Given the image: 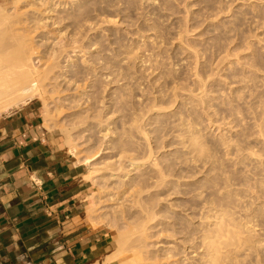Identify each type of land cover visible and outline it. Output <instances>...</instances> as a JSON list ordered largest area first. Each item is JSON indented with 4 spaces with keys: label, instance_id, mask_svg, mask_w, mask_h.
Wrapping results in <instances>:
<instances>
[{
    "label": "rangeland",
    "instance_id": "obj_1",
    "mask_svg": "<svg viewBox=\"0 0 264 264\" xmlns=\"http://www.w3.org/2000/svg\"><path fill=\"white\" fill-rule=\"evenodd\" d=\"M0 6L47 74L43 98L19 92L99 173L83 218L113 231L108 260L146 243V264H264V0Z\"/></svg>",
    "mask_w": 264,
    "mask_h": 264
},
{
    "label": "crops",
    "instance_id": "obj_2",
    "mask_svg": "<svg viewBox=\"0 0 264 264\" xmlns=\"http://www.w3.org/2000/svg\"><path fill=\"white\" fill-rule=\"evenodd\" d=\"M87 165L37 104L0 117V264L114 263L113 231L83 218Z\"/></svg>",
    "mask_w": 264,
    "mask_h": 264
},
{
    "label": "bare ground",
    "instance_id": "obj_3",
    "mask_svg": "<svg viewBox=\"0 0 264 264\" xmlns=\"http://www.w3.org/2000/svg\"><path fill=\"white\" fill-rule=\"evenodd\" d=\"M1 11L2 10H0V13ZM3 16L4 18H2V16L0 15V30L2 29L6 31V29H3L2 26L4 22H8V19H6L7 21H4L8 16ZM2 21H4L3 24ZM2 30L1 33H4V31L2 32ZM11 31L14 32L13 29ZM8 32H10V30ZM13 32L11 37L12 41L14 42L10 40L11 37H9L8 34L5 36L6 39L0 37V110L4 109L8 112V114L14 113L18 109L23 108L24 106L30 104L35 100L32 95H21L22 93L19 92V86L21 84L31 83L34 87L40 89L41 93L39 97L43 98L42 87L44 86L42 83L47 78V74L40 70V60L42 59V56L37 55V51L31 43L33 41L29 42L31 39L29 40L28 38H26V36H24L23 34L21 35L20 33L15 34L14 32L13 35ZM13 37H15V40H13ZM7 38H9L10 42ZM56 42L60 43L59 40ZM57 45L59 46V44ZM77 51H79V47L73 46L70 52L76 54ZM56 56L57 51L53 50V59ZM92 161L93 160H87V163L92 164ZM90 174H88L87 176L89 179H94L95 177H97V175H99V173L94 175L91 172ZM153 217L154 215H151V213L148 211L147 219H153ZM145 224H143V226L141 227L142 230H140V238H142L145 234ZM142 239H144V237ZM202 245L204 246L205 243ZM147 247L148 245L146 243L139 244L136 247L131 261L132 264H146L145 261L148 259V256H145L144 249H146ZM214 259L216 258H213L212 261H214Z\"/></svg>",
    "mask_w": 264,
    "mask_h": 264
}]
</instances>
